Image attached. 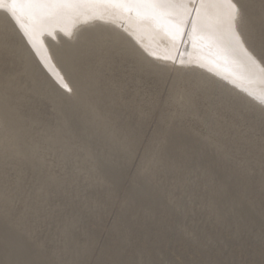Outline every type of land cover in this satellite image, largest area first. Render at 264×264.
Returning <instances> with one entry per match:
<instances>
[{"label": "rangeland", "instance_id": "obj_1", "mask_svg": "<svg viewBox=\"0 0 264 264\" xmlns=\"http://www.w3.org/2000/svg\"><path fill=\"white\" fill-rule=\"evenodd\" d=\"M91 12L35 46L0 9V264H264V93L185 58L190 17L165 60Z\"/></svg>", "mask_w": 264, "mask_h": 264}, {"label": "bare ground", "instance_id": "obj_2", "mask_svg": "<svg viewBox=\"0 0 264 264\" xmlns=\"http://www.w3.org/2000/svg\"><path fill=\"white\" fill-rule=\"evenodd\" d=\"M81 6L83 9L80 8ZM192 8H199V13L190 11ZM92 10L100 12L99 15H102L101 17L99 16L101 21L94 22L87 28L96 24L113 27L125 35L132 43L135 42V44L143 46L150 54L158 55L165 60L172 57L175 52V46L177 47L179 42V36H182L180 33L184 24L180 25L181 30L178 31L177 22L180 20L184 21L190 17L192 34L189 37V43L191 42V44L187 48L189 50L185 58L190 62L199 63V65L212 69L252 93H264V68L254 58L237 28L234 27L236 19H232L231 10L226 4L213 3L210 0H206L205 3L201 4L200 0H197L195 5L189 3L186 8L178 9L171 16L167 14L154 16L143 9L137 10L134 8L129 12L122 5L108 3L105 0H81L74 6L62 9L58 13L40 14L18 11L16 16L21 25L25 26L26 32L24 31V33L27 38H32L35 46H41V31L38 29L43 24L68 33L72 31L75 34L78 29L73 24L84 19L86 16L83 17V14H88V16L93 18L95 14L91 12ZM190 12L191 15H189ZM46 17L51 19V21ZM54 17H56L55 20H52ZM103 20L106 22H102ZM121 22L125 24V28L122 27V24L120 25L121 28L116 26V24ZM237 35L240 37V43L235 38ZM131 36L136 38L139 43L133 40ZM75 37L76 35L73 38ZM185 39V36L180 39L181 45L178 49L181 50L184 47L188 38ZM43 41L49 55L48 59L56 66L58 74L64 79L66 85L72 89L65 72L57 63L48 41L45 38H43ZM38 48L41 50L40 47ZM165 60L163 62L167 63Z\"/></svg>", "mask_w": 264, "mask_h": 264}, {"label": "snow or ice", "instance_id": "obj_3", "mask_svg": "<svg viewBox=\"0 0 264 264\" xmlns=\"http://www.w3.org/2000/svg\"><path fill=\"white\" fill-rule=\"evenodd\" d=\"M81 0H0V8H2L11 18H16L18 11H27L30 13H58L62 9L69 8ZM105 2L122 5L127 11L131 12L134 8L137 10H145L151 15L159 16L162 14L173 15L180 8H186L189 3L195 5L197 0H105ZM206 0H200L205 3ZM213 3H221L229 6L232 19H238L240 16L239 9L232 0H210ZM190 11L199 13V8H192ZM187 21L180 20L177 22V30L180 31V25L186 24ZM236 40L240 43V37L237 35ZM67 91L71 92V88L64 85Z\"/></svg>", "mask_w": 264, "mask_h": 264}]
</instances>
